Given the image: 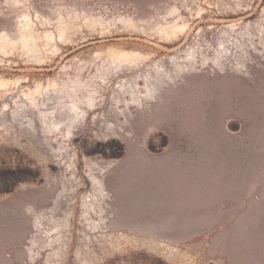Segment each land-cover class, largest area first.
Wrapping results in <instances>:
<instances>
[{
  "label": "rangeland",
  "instance_id": "1",
  "mask_svg": "<svg viewBox=\"0 0 264 264\" xmlns=\"http://www.w3.org/2000/svg\"><path fill=\"white\" fill-rule=\"evenodd\" d=\"M0 264H264V0H0Z\"/></svg>",
  "mask_w": 264,
  "mask_h": 264
},
{
  "label": "bare ground",
  "instance_id": "2",
  "mask_svg": "<svg viewBox=\"0 0 264 264\" xmlns=\"http://www.w3.org/2000/svg\"><path fill=\"white\" fill-rule=\"evenodd\" d=\"M60 111L62 112L60 119L56 118V115H54L55 112H53L51 115V117H53V131H57L58 134L63 132V127L68 128L70 126V123H73L81 118L82 114H84L85 112L84 108L81 107V103L77 101L70 103L65 110L60 109ZM65 120H68V125H64Z\"/></svg>",
  "mask_w": 264,
  "mask_h": 264
}]
</instances>
